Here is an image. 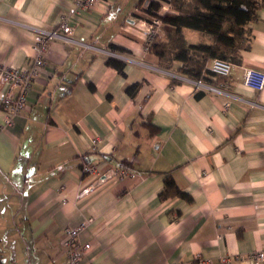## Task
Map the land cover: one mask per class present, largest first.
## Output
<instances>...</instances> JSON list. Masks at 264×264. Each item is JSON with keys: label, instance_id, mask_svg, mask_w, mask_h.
<instances>
[{"label": "crops", "instance_id": "crops-1", "mask_svg": "<svg viewBox=\"0 0 264 264\" xmlns=\"http://www.w3.org/2000/svg\"><path fill=\"white\" fill-rule=\"evenodd\" d=\"M145 1L170 10L168 0H0L6 65H31L39 30L62 18L72 28L49 42L12 124L0 78V264H66L64 229L88 217L84 264H196L198 255L254 264L247 255L264 251V88L243 81L247 68L264 71V7L231 86L197 95L177 63L165 68L149 52ZM108 57L125 62L124 74ZM86 163L98 173L84 174ZM168 174L189 198L163 194Z\"/></svg>", "mask_w": 264, "mask_h": 264}, {"label": "trees", "instance_id": "trees-1", "mask_svg": "<svg viewBox=\"0 0 264 264\" xmlns=\"http://www.w3.org/2000/svg\"><path fill=\"white\" fill-rule=\"evenodd\" d=\"M170 10L161 15L162 32L149 44V52L158 56L161 66L172 68L178 64L177 71L192 80L202 79L206 83L218 84L222 79L208 69L209 62L221 58L239 64L242 51L251 47L252 33L250 23L258 17L264 7V0H168ZM160 4L150 1L146 12L157 15ZM192 29L200 33L197 42L187 39L184 30ZM114 50L123 48L112 45ZM107 65L124 74L125 62L108 57ZM176 81V79H173ZM138 83L128 88L132 91ZM197 95L202 94L198 90ZM181 191L170 174L167 175L163 189L164 195ZM189 198V197H188Z\"/></svg>", "mask_w": 264, "mask_h": 264}, {"label": "built area", "instance_id": "built-area-1", "mask_svg": "<svg viewBox=\"0 0 264 264\" xmlns=\"http://www.w3.org/2000/svg\"><path fill=\"white\" fill-rule=\"evenodd\" d=\"M104 0H76V6L82 8H90L96 4L102 3ZM149 1L142 3V9H146ZM164 13L158 12L157 15H151L149 18L142 21L143 33L146 38L147 47L151 41L162 32L163 21L161 15ZM72 28L67 23L65 18L50 30H39L35 36L33 48L35 55L33 56L32 63L29 67L19 68L6 65L0 62V78L1 81L7 86L6 92L2 96V103L6 107L7 117L6 123L12 124L13 117L21 113L27 104V93L31 86L32 81L38 76L41 70L46 65V53L48 51L49 42L54 38L61 35V33H71ZM234 63L221 58H214L208 64V69L215 75L220 76L222 79L218 84L206 83L202 79L194 80V85L197 90L203 92H222L231 86L230 76L232 73ZM244 84L257 90L264 88V71L247 68L244 73ZM82 170L84 174L93 175L97 174V167L94 164L86 163L83 165ZM113 169H109L104 175H98L90 185L86 186L80 195H84L91 190L95 185L102 182L106 178L114 174ZM126 171L120 170L119 175L123 177ZM93 221L92 217L86 218L76 227H66L62 239V251L65 255L66 264H84L83 259L87 252L91 249L89 241H82L80 239L81 232ZM254 264H260L264 261V251L257 250L247 255ZM233 258L237 256H224L220 259L222 263H230ZM196 264H213V261L203 258L200 255L195 258ZM181 264V263H179Z\"/></svg>", "mask_w": 264, "mask_h": 264}]
</instances>
